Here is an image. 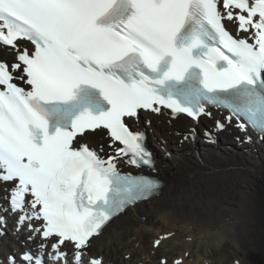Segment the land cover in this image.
Instances as JSON below:
<instances>
[{"label": "snow or ice", "instance_id": "obj_1", "mask_svg": "<svg viewBox=\"0 0 264 264\" xmlns=\"http://www.w3.org/2000/svg\"><path fill=\"white\" fill-rule=\"evenodd\" d=\"M0 47V184L43 241L8 264H103L86 255L120 160L148 155L143 112L264 133V0H0Z\"/></svg>", "mask_w": 264, "mask_h": 264}, {"label": "bare ground", "instance_id": "obj_2", "mask_svg": "<svg viewBox=\"0 0 264 264\" xmlns=\"http://www.w3.org/2000/svg\"><path fill=\"white\" fill-rule=\"evenodd\" d=\"M0 55H6L3 47ZM139 124L148 132L156 158L153 173L164 180L163 191L113 219L91 240L92 253L86 259L99 256L103 264H218L209 255L231 241L242 252H234L231 264H254L248 249L264 254V137L247 143V134L232 123L221 133L215 130L214 144L203 134L212 126L210 120L192 123L182 116L173 118L166 110L161 114L143 112ZM85 138L97 147L106 145L104 137L86 133ZM206 175L235 179L230 199L238 223L223 243L204 234L209 217L202 207L204 185L200 179ZM3 192L0 184V198ZM14 227L18 230L17 223ZM21 228L16 235L19 240L13 238L20 242L16 246L19 253L31 248L25 237L32 236L27 224ZM133 231L138 235L132 236ZM144 235L154 237L151 246L143 245ZM9 238L0 237V256L7 255V264L12 253L6 244ZM21 240L27 244L23 246ZM31 241L35 246L43 242L39 235Z\"/></svg>", "mask_w": 264, "mask_h": 264}, {"label": "clouds", "instance_id": "obj_3", "mask_svg": "<svg viewBox=\"0 0 264 264\" xmlns=\"http://www.w3.org/2000/svg\"><path fill=\"white\" fill-rule=\"evenodd\" d=\"M200 182L204 185L202 207L209 217L204 234L215 238L217 243H223L238 223L237 209L230 199L235 179L228 175H206Z\"/></svg>", "mask_w": 264, "mask_h": 264}, {"label": "rangeland", "instance_id": "obj_4", "mask_svg": "<svg viewBox=\"0 0 264 264\" xmlns=\"http://www.w3.org/2000/svg\"><path fill=\"white\" fill-rule=\"evenodd\" d=\"M134 235H138V232L137 231H133L132 232V236H134ZM153 238L154 237H152V238L150 237L149 238V237L144 235V236L141 237V241L143 240L142 241L143 245L149 247V246H151V240ZM23 244H24V242H23ZM238 251L239 250L235 246L234 242L227 241L222 248L216 250L215 253L210 254L209 258L217 260L218 264H231V263H233L232 260L236 256L234 252H238ZM239 253H242V252L239 251ZM248 253H249L250 260L254 264H264V254L263 253H260L258 250H250V249H248ZM0 258H2V256H0Z\"/></svg>", "mask_w": 264, "mask_h": 264}]
</instances>
